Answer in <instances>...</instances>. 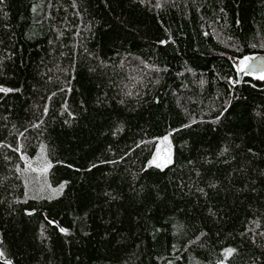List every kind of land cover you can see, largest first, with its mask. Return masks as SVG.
<instances>
[{"label":"trees","instance_id":"16d2710c","mask_svg":"<svg viewBox=\"0 0 264 264\" xmlns=\"http://www.w3.org/2000/svg\"><path fill=\"white\" fill-rule=\"evenodd\" d=\"M247 55L264 0H0V264H264Z\"/></svg>","mask_w":264,"mask_h":264},{"label":"rangeland","instance_id":"374dc122","mask_svg":"<svg viewBox=\"0 0 264 264\" xmlns=\"http://www.w3.org/2000/svg\"><path fill=\"white\" fill-rule=\"evenodd\" d=\"M259 56L264 57V55H247L246 57H248L249 59L245 61V63L243 64L241 63V61L244 60L245 57L242 59L233 58V61L236 62L239 72H243L245 68L248 66L249 62L252 59H255ZM262 76H264V74L253 75L251 77L253 78V80L261 82L263 81V79L260 78ZM0 89H5V88H0ZM6 92L7 91H0V94H5ZM170 161H171V147H170L169 138H167L158 142L155 153L152 159L150 160L149 165L162 169L165 168L170 163Z\"/></svg>","mask_w":264,"mask_h":264},{"label":"water","instance_id":"95a60500","mask_svg":"<svg viewBox=\"0 0 264 264\" xmlns=\"http://www.w3.org/2000/svg\"><path fill=\"white\" fill-rule=\"evenodd\" d=\"M264 74V57L259 56L255 59H252L248 66L245 68L243 72L238 73V82L242 81V77L245 75L253 76V75H261Z\"/></svg>","mask_w":264,"mask_h":264},{"label":"snow or ice","instance_id":"6c2138e0","mask_svg":"<svg viewBox=\"0 0 264 264\" xmlns=\"http://www.w3.org/2000/svg\"><path fill=\"white\" fill-rule=\"evenodd\" d=\"M249 58L248 57H245L244 58V60H242L241 61V63L243 64V63H245V61H247ZM261 79H264V76H262V77H260ZM0 91H7V90H5V89H0ZM165 139H167V138H165ZM61 187H63V185L61 186ZM61 231H64L63 229H61ZM228 251V254H230L231 253V249H229V250H227ZM0 255H2V253H0Z\"/></svg>","mask_w":264,"mask_h":264}]
</instances>
